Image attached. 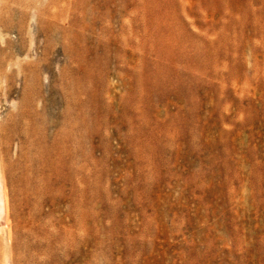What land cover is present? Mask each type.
<instances>
[{
    "label": "rangeland",
    "instance_id": "rangeland-1",
    "mask_svg": "<svg viewBox=\"0 0 264 264\" xmlns=\"http://www.w3.org/2000/svg\"><path fill=\"white\" fill-rule=\"evenodd\" d=\"M18 113L0 264H264V0H0Z\"/></svg>",
    "mask_w": 264,
    "mask_h": 264
},
{
    "label": "bare ground",
    "instance_id": "bare-ground-1",
    "mask_svg": "<svg viewBox=\"0 0 264 264\" xmlns=\"http://www.w3.org/2000/svg\"><path fill=\"white\" fill-rule=\"evenodd\" d=\"M10 92L11 90L9 87L6 86L2 88V95H6L5 99L3 98L4 100L9 97ZM24 125L25 118L21 113L7 115L2 121H0V213H3L5 210V194L10 191V186L12 188L14 186V188L24 190L27 188L26 186L22 187V181L25 180L24 176H28L33 179L38 178L41 173L39 169V164L41 163L40 158L31 157L28 160L24 156V150L26 147L25 143L30 137H27L28 133H26ZM54 128L55 125L52 122L50 124V132L44 134L46 135V138H50L51 145L56 144L54 139L56 131ZM31 151L32 149L28 152L31 153V155L32 153H36L35 150ZM10 179L13 180V186L10 185ZM34 184L36 183L34 182ZM31 191H33L32 194H36V185L31 186ZM10 239L11 231L8 229L7 240ZM8 247L9 253L12 252L13 244H10ZM5 264H11L10 257L7 258Z\"/></svg>",
    "mask_w": 264,
    "mask_h": 264
}]
</instances>
